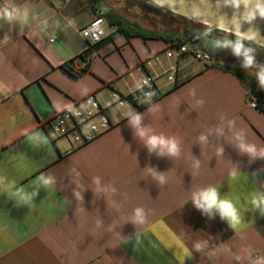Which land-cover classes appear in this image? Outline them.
<instances>
[{"label":"crops","instance_id":"1","mask_svg":"<svg viewBox=\"0 0 264 264\" xmlns=\"http://www.w3.org/2000/svg\"><path fill=\"white\" fill-rule=\"evenodd\" d=\"M111 1L12 0L28 8V22L0 19V177L12 191L35 193L18 203L0 192V264H264V210L251 203L252 193H264V158L242 153L236 138L242 133L245 143L264 148V110L250 103L264 86L221 63L228 49L222 44L212 67L190 56L167 57L171 43L164 39L111 38L108 23L105 38L91 46L80 31L106 15ZM154 15L147 14L153 24L128 22L174 43L185 36L175 33L174 18ZM210 36L236 39L217 30ZM200 48L206 50L203 43ZM82 57L92 58L87 72L64 69L75 62L79 70ZM173 66L175 84L165 76ZM146 76L159 78L160 99L141 110H111L112 130L87 146L50 141L46 125L55 112L93 93L106 102L112 87L130 94ZM129 108L142 127L176 137L179 155L150 152L126 115ZM37 134L39 142L29 138ZM40 175L54 183L35 184ZM94 177L100 188L115 191H97ZM207 187L233 200L237 226L193 204V193ZM137 208L143 224L134 222Z\"/></svg>","mask_w":264,"mask_h":264},{"label":"built area","instance_id":"2","mask_svg":"<svg viewBox=\"0 0 264 264\" xmlns=\"http://www.w3.org/2000/svg\"><path fill=\"white\" fill-rule=\"evenodd\" d=\"M106 23L104 13L101 12L80 31V34L91 46L97 45L105 38ZM113 29L115 30V28ZM200 35L188 36L184 43H172L167 52V57L180 59L190 56L207 67L214 66L216 64L214 55L200 48L202 43ZM91 60L92 58H86V61L82 63V68H90ZM176 73L177 66H173L165 73L169 83L175 84ZM144 79L148 80V84H143L142 88H137L130 94H120L112 87L110 100L106 102H101L93 93L83 100L73 103L70 108L55 112L46 125V133L50 141L53 144L66 141L75 149L87 146L102 138L113 128L109 115L111 110L123 109L126 106L141 110L161 98L162 94L158 86L159 78L146 76L142 81ZM150 92L154 95L149 98L147 94ZM250 103L251 106L257 108V97H253Z\"/></svg>","mask_w":264,"mask_h":264},{"label":"clouds","instance_id":"3","mask_svg":"<svg viewBox=\"0 0 264 264\" xmlns=\"http://www.w3.org/2000/svg\"><path fill=\"white\" fill-rule=\"evenodd\" d=\"M262 14H264V12H262ZM28 17V8L19 7L15 5L12 0H5L4 4L0 5V19H3L10 24L14 21H19L21 24H26L28 22ZM232 34L236 36L235 40L224 38L222 41H217V45L222 44V46L225 48L230 47L237 57H242L243 67L248 69H257L255 72L256 78L259 80L260 84L264 86V65H258L256 63L255 49L245 46L244 43L246 40H253V35L250 33L240 32L238 29L235 30ZM143 84H148V80L144 79L142 82H137L135 87L142 88ZM147 95L150 98L152 95H154V93L150 92ZM126 115L130 117V123L135 129L136 135L144 141L145 145L148 146L150 152L158 150L159 154L161 155H179V141L176 137L165 136L163 133L157 134L150 127H142V117L139 114L133 113L130 108L126 112ZM29 138L34 142H39L42 139L38 134ZM236 138L240 141V143L238 144V148L242 153L246 152L252 157H256L257 155H259L260 157L264 158V148L258 151L257 147L254 144L245 143L242 133H237ZM199 139L201 141H206L207 138L206 136L201 135ZM222 151V148L218 149V153H222ZM198 164L199 162L197 161V167ZM230 175L235 178L237 176V173L233 171ZM164 179L165 178L163 176L159 177L161 183H164ZM34 183L49 188L54 183V177L40 175ZM93 183L97 185V191H115V189L109 187L100 188L99 177H94ZM11 189L12 185L5 186L3 178L0 177V192H7L10 197L16 198L18 203L29 202L32 199V196L35 195V193L28 194L23 188H17L15 191H12ZM76 196L77 198H79L80 194L77 192ZM192 202L199 209H204L205 211H218L221 217L227 218L233 227L237 226L240 222V214L233 200L228 197H221L216 187H207L193 193ZM251 203L257 207H261L262 210H264V193H252ZM133 219L134 222L143 224V209H135V215ZM194 248L197 251H200L201 245L197 243L194 245Z\"/></svg>","mask_w":264,"mask_h":264},{"label":"water","instance_id":"4","mask_svg":"<svg viewBox=\"0 0 264 264\" xmlns=\"http://www.w3.org/2000/svg\"><path fill=\"white\" fill-rule=\"evenodd\" d=\"M165 10L201 23L209 28L200 35L206 50L212 54L216 51V39L210 36L212 31H222L233 35L235 23L240 25V32L250 33L252 42L264 47V0L244 6L243 0H149ZM247 18V21L244 18ZM235 36V35H234Z\"/></svg>","mask_w":264,"mask_h":264},{"label":"rangeland","instance_id":"5","mask_svg":"<svg viewBox=\"0 0 264 264\" xmlns=\"http://www.w3.org/2000/svg\"><path fill=\"white\" fill-rule=\"evenodd\" d=\"M110 4H112V7H110V9L107 12H105V14L107 15L110 13H114L124 18L126 21L134 20V21L142 22L144 24H150V23L153 24L152 20H154L155 18L152 19L148 17L147 14L148 15L150 14L151 16L154 17L155 16L154 12L158 11V12L167 14L168 16H171L172 18L175 19V33H178L180 35H182L186 30L191 28L192 24H195V26L197 27L200 26L201 28H203L204 30L203 33L209 30L205 25L201 23L193 22L187 18H184L172 12H169L149 0H132V1L131 0H116V1L112 0ZM142 4H146L148 8H144ZM140 6H141V9H140ZM144 15H146L147 18ZM144 19L148 23L145 22ZM160 31L167 33L165 30H160ZM244 43H245V46L252 47L255 49L256 63L258 65H264V47L252 41L246 40ZM224 54L225 56L223 57V59H221L220 61L221 63H225V64L227 63L228 65H230L231 67L235 69H239L241 71L246 72V74L252 75L253 78L256 77L255 72L257 69L255 68L248 69V68L243 67V58L237 57L233 53L230 47L225 51Z\"/></svg>","mask_w":264,"mask_h":264},{"label":"trees","instance_id":"6","mask_svg":"<svg viewBox=\"0 0 264 264\" xmlns=\"http://www.w3.org/2000/svg\"><path fill=\"white\" fill-rule=\"evenodd\" d=\"M104 17H105L107 23L111 27L115 28V31L112 34L111 38H115L119 35L125 34L128 36H130V35L141 36L144 39L160 38V39L166 40L167 42H169L171 44L174 43V41H171V38L157 34V33H154V32H150L148 30H145V29L141 28L138 24L128 22L124 18L120 17L117 14L110 13V14L105 15ZM203 31H204L203 28H201L200 26L197 27V26H195V24H192L191 28L186 30L185 36H183L182 38H175V43H184L185 38H187L188 36L202 34ZM84 61H86V58L82 57V63ZM74 65H75V62H72L71 64L65 65L64 69L71 72L75 76H81L82 74L87 72L89 69V68L80 67L79 70L75 71L73 69ZM214 66H217V65H214ZM219 67H221V66H219ZM221 68L225 71H230V72H233L234 74L239 75L238 72H236L235 70H233L231 68H225V67H221ZM240 76L243 78V80H245V82L248 83L247 77L243 76L242 74H240ZM256 97L258 100L257 107L264 110V92L258 93V95H256Z\"/></svg>","mask_w":264,"mask_h":264},{"label":"snow or ice","instance_id":"7","mask_svg":"<svg viewBox=\"0 0 264 264\" xmlns=\"http://www.w3.org/2000/svg\"><path fill=\"white\" fill-rule=\"evenodd\" d=\"M254 3V0H243V4L245 7H247L249 4ZM261 18H264V14H261ZM247 21V18H244ZM235 29H240V25L238 23H235Z\"/></svg>","mask_w":264,"mask_h":264},{"label":"flooded vegetation","instance_id":"8","mask_svg":"<svg viewBox=\"0 0 264 264\" xmlns=\"http://www.w3.org/2000/svg\"><path fill=\"white\" fill-rule=\"evenodd\" d=\"M213 32V31H212Z\"/></svg>","mask_w":264,"mask_h":264}]
</instances>
